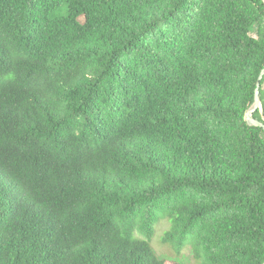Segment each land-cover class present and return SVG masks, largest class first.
<instances>
[{
    "label": "trees",
    "instance_id": "1",
    "mask_svg": "<svg viewBox=\"0 0 264 264\" xmlns=\"http://www.w3.org/2000/svg\"><path fill=\"white\" fill-rule=\"evenodd\" d=\"M263 68V0H0V264H263Z\"/></svg>",
    "mask_w": 264,
    "mask_h": 264
},
{
    "label": "rangeland",
    "instance_id": "2",
    "mask_svg": "<svg viewBox=\"0 0 264 264\" xmlns=\"http://www.w3.org/2000/svg\"><path fill=\"white\" fill-rule=\"evenodd\" d=\"M169 227L170 222L166 218L162 219L156 225V231L151 240V243L157 255L161 258L171 259L177 264H196L190 247H186L178 251L171 245L165 244L163 242L162 237L165 231L169 229Z\"/></svg>",
    "mask_w": 264,
    "mask_h": 264
},
{
    "label": "water",
    "instance_id": "3",
    "mask_svg": "<svg viewBox=\"0 0 264 264\" xmlns=\"http://www.w3.org/2000/svg\"><path fill=\"white\" fill-rule=\"evenodd\" d=\"M263 78H264V68L261 71V74H260L259 80H258V84H257V87H256L255 102L253 103V105L247 111L246 119H247V121H248V123L250 125L260 126V127L264 128V122L258 120L254 116L255 111H257L258 109L262 108L260 89H261V81H262Z\"/></svg>",
    "mask_w": 264,
    "mask_h": 264
}]
</instances>
